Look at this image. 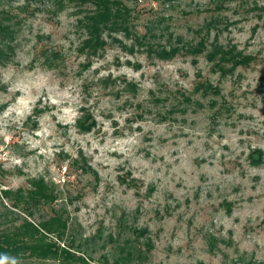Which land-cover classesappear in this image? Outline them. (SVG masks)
<instances>
[{
  "label": "rangeland",
  "instance_id": "1",
  "mask_svg": "<svg viewBox=\"0 0 264 264\" xmlns=\"http://www.w3.org/2000/svg\"><path fill=\"white\" fill-rule=\"evenodd\" d=\"M123 1L129 36L87 56L73 3L0 0L13 32L0 64V190L52 182L88 264H264V0ZM148 29L157 46L205 37L252 61L160 60L134 41Z\"/></svg>",
  "mask_w": 264,
  "mask_h": 264
},
{
  "label": "trees",
  "instance_id": "2",
  "mask_svg": "<svg viewBox=\"0 0 264 264\" xmlns=\"http://www.w3.org/2000/svg\"><path fill=\"white\" fill-rule=\"evenodd\" d=\"M66 1L73 3L77 7V13L81 14L78 25L84 33V38L79 51L87 56H94L103 50L108 44L107 38L114 39L112 35L123 33L129 36L134 12L123 0ZM136 1L166 3L169 0ZM57 4V8L62 10L63 1H58ZM3 15L5 12L0 10V64L7 61L10 54V40H13V32ZM210 24H207L206 34L209 33ZM196 33H201V30ZM151 36H156V34L153 30L148 29L145 34L135 36L134 41L136 45L143 47L149 56H154L160 60H170L179 54L198 56L205 52L206 59L217 65L218 70L228 69L225 66L230 64L231 67L228 71H233L238 66H247L252 61L250 56H244L236 51L234 46L223 47L217 42V39L210 44L205 37L199 38L196 43H184L181 37H176V45L166 48L152 44L148 40L151 39ZM168 36L171 37V34ZM58 57L56 52H51L50 56H44V59L50 67L54 65ZM202 87L205 89V93L208 91L216 93V88L210 84H204ZM81 111L78 118L79 122L86 119L83 115V109ZM93 125V122H89V126L81 125L79 127L83 131L89 132L94 127ZM73 165H76V160L73 161ZM78 168L83 174L92 172L91 168L85 165ZM66 199L52 182L43 177L30 178L27 180V187L15 191L1 189L0 261H5L8 264L10 261L33 258L41 261H63L68 264H88L89 258L84 251H81V242H77L74 237H69L71 218L65 205ZM3 200H7L10 205L7 206ZM40 207L45 208L46 213L39 222H35L31 217L33 218L34 213ZM14 210L24 212L25 216L22 217L17 214L16 217ZM133 231L136 235H141V231L136 229ZM146 245L149 247L150 242H147ZM104 261L107 263V259ZM113 264L129 263H126L125 258H123V261L117 259Z\"/></svg>",
  "mask_w": 264,
  "mask_h": 264
}]
</instances>
